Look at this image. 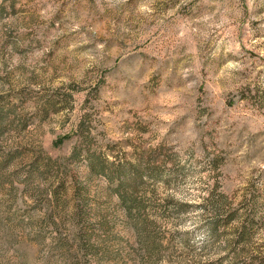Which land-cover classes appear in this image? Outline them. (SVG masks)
<instances>
[{"label": "rangeland", "instance_id": "374dc122", "mask_svg": "<svg viewBox=\"0 0 264 264\" xmlns=\"http://www.w3.org/2000/svg\"><path fill=\"white\" fill-rule=\"evenodd\" d=\"M0 264H264V0H0Z\"/></svg>", "mask_w": 264, "mask_h": 264}, {"label": "trees", "instance_id": "16d2710c", "mask_svg": "<svg viewBox=\"0 0 264 264\" xmlns=\"http://www.w3.org/2000/svg\"><path fill=\"white\" fill-rule=\"evenodd\" d=\"M128 170L131 171L132 175H135L134 178L132 179V181L134 182V186L138 187L137 185H142V172L138 170L137 167L132 164L128 165ZM119 193H121L120 200L125 204V206H127V210L129 211V213L131 214L135 210V213L141 217L144 203L143 201H141V199L138 198L137 194L135 193L133 194L131 192L129 193L127 191L120 192V190H119ZM219 198H220V202H217L214 204L215 206L214 209L218 215H221V211L225 207V204H223L222 202L226 201V196H224L223 194H220ZM211 232L213 234H216L215 226L212 227ZM244 233H245V230L242 233V236L245 235Z\"/></svg>", "mask_w": 264, "mask_h": 264}]
</instances>
